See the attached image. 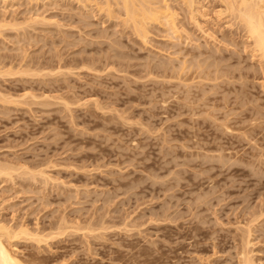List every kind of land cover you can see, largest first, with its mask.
<instances>
[{
	"label": "rangeland",
	"instance_id": "1",
	"mask_svg": "<svg viewBox=\"0 0 264 264\" xmlns=\"http://www.w3.org/2000/svg\"><path fill=\"white\" fill-rule=\"evenodd\" d=\"M79 1L0 0L15 98L0 97V225L45 239L15 238L17 255L264 263V71L246 31L218 0L146 38L115 0Z\"/></svg>",
	"mask_w": 264,
	"mask_h": 264
},
{
	"label": "bare ground",
	"instance_id": "2",
	"mask_svg": "<svg viewBox=\"0 0 264 264\" xmlns=\"http://www.w3.org/2000/svg\"><path fill=\"white\" fill-rule=\"evenodd\" d=\"M107 1H110V0H107ZM111 1H114V0H111ZM174 1H177L178 5L172 4L171 1L169 0H115L114 3H116L115 6L119 5L120 7H122L124 13L126 14V18L123 21L124 24L127 23V25L129 24L128 26L131 25V27L133 28V29L131 28L133 30V33L136 32L138 35H141L140 37L143 36L144 38H146L148 37L147 34L149 33L147 31L148 29L147 25H149V23L152 21L159 22V20H161L162 18L167 20L165 21L168 22V26L171 25L175 27V28H172L170 26L171 29L173 30L174 29L178 30V27H176L178 26L177 20L179 19V16L181 13L187 14L188 19L190 20L193 19V21H196L198 23V16L200 14H203L201 11L202 10L201 8L204 6L203 0H174ZM218 1L222 5L218 13L220 14V16H222V19H225V22L227 23V25L231 28H233V26H237L245 30L247 37L252 40L253 42L252 44L254 46L253 49H255L253 50V52L257 51L259 53V56L261 57L260 58L261 68L264 71V0H218ZM108 5L109 4H107V8H108L107 11L111 12ZM0 25H1L0 26V36H1V34H3L2 29L6 26L4 22L3 24L0 22ZM9 25H12V24L10 23ZM18 25L19 24H16L15 26L17 30L19 29L17 28ZM163 65L165 66V64ZM263 75H264V72H263ZM8 96H11L9 100L4 99L3 96H2L3 97L2 100L11 102V99L12 100L15 99L14 96L11 94L10 95L8 94L7 97ZM19 98H20V95H19ZM19 98H16V100ZM23 98H21V100H23ZM7 168L10 169L9 167ZM0 172L1 174L5 173V175L6 173H9V171H7V169H4V167L3 169L0 170ZM64 226L65 225H63V227ZM21 235H26L29 238L31 239L33 238V240L36 239L35 241H39V242H41L42 240H45L42 237V235H40L39 233L31 232L25 226H23L19 231H16L13 229L11 230L9 227H6V225H0V264H37L36 262H33V261L32 262L26 261L24 258H21L17 255L13 241L15 240V238ZM52 236L53 235H51V237ZM54 237L55 236H53V238ZM240 253L242 255L240 257L239 264H264L263 262L259 263L258 261H256L252 257V255H250L247 249L241 250ZM32 259H35V257H32Z\"/></svg>",
	"mask_w": 264,
	"mask_h": 264
}]
</instances>
